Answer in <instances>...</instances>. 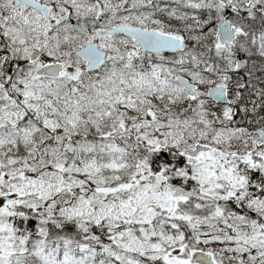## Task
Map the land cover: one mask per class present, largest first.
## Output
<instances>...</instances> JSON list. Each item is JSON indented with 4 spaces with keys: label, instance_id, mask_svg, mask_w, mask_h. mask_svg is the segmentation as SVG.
Masks as SVG:
<instances>
[{
    "label": "snow or ice",
    "instance_id": "1",
    "mask_svg": "<svg viewBox=\"0 0 264 264\" xmlns=\"http://www.w3.org/2000/svg\"><path fill=\"white\" fill-rule=\"evenodd\" d=\"M0 264H264V0H0Z\"/></svg>",
    "mask_w": 264,
    "mask_h": 264
}]
</instances>
